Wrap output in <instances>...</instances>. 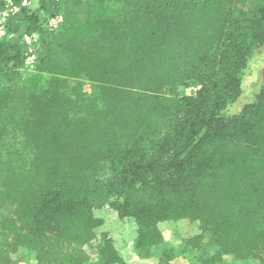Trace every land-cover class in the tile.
<instances>
[{
  "label": "trees",
  "instance_id": "16d2710c",
  "mask_svg": "<svg viewBox=\"0 0 264 264\" xmlns=\"http://www.w3.org/2000/svg\"><path fill=\"white\" fill-rule=\"evenodd\" d=\"M24 1L0 0L15 34L0 36V264H84L99 237L100 264H122L113 227L151 256L172 222L201 230L188 245L212 238L204 264H264V86L224 112L264 44V0Z\"/></svg>",
  "mask_w": 264,
  "mask_h": 264
},
{
  "label": "rangeland",
  "instance_id": "374dc122",
  "mask_svg": "<svg viewBox=\"0 0 264 264\" xmlns=\"http://www.w3.org/2000/svg\"><path fill=\"white\" fill-rule=\"evenodd\" d=\"M31 12L43 11L41 0H32ZM60 14L52 17L48 24L49 26L57 25L61 20ZM264 86V44L258 48L249 58L248 66L243 73V91L236 102L230 104L224 111L227 115H233L241 110L244 104L252 102ZM99 88L87 81L82 85V102H90L99 94ZM163 244L161 245L171 255L170 264H204L205 259L209 256L212 250V238L205 235L204 241L198 246L188 245L184 237L192 236L195 232L201 230L195 225H187L185 223H169L163 227ZM132 227H120L117 230L118 234L123 231L124 242L119 246L120 255L123 258L122 264H158L160 249L153 251L151 256L148 255L146 249H138L137 242L131 232ZM116 232V231H115ZM103 245L101 237L96 238L87 245L85 250L89 255V259L84 264H100V248ZM232 255L224 257L223 261L217 264H234L235 261L239 264H254L251 259L236 260ZM18 264H37L36 253L34 251L26 252L21 256Z\"/></svg>",
  "mask_w": 264,
  "mask_h": 264
},
{
  "label": "built area",
  "instance_id": "2783aa9c",
  "mask_svg": "<svg viewBox=\"0 0 264 264\" xmlns=\"http://www.w3.org/2000/svg\"><path fill=\"white\" fill-rule=\"evenodd\" d=\"M29 1L25 0L24 4H28ZM9 3L7 4V6ZM9 8L4 10H0V36H7L8 39L14 40L15 34L8 33L4 27L3 20L5 16L8 14ZM23 43L27 45V54H26V62L28 65H31L36 60V49L39 45V34L37 32H33L31 34H24L21 37Z\"/></svg>",
  "mask_w": 264,
  "mask_h": 264
}]
</instances>
